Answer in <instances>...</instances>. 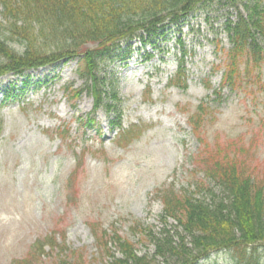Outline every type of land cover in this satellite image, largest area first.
<instances>
[{"label": "rangeland", "instance_id": "rangeland-1", "mask_svg": "<svg viewBox=\"0 0 264 264\" xmlns=\"http://www.w3.org/2000/svg\"><path fill=\"white\" fill-rule=\"evenodd\" d=\"M239 12L246 13L242 0L230 6L209 0L180 21L163 25L162 34L123 43V52L127 46L131 52L104 63L107 95L94 114L91 94L75 98L73 106L66 92L68 86L84 87L77 59L32 71L23 94L8 100L3 89L11 81L20 87L21 80L0 77V264L29 257L35 241L51 233L58 241L65 238L68 247L59 258L79 253L85 264H110L98 250L94 229L100 234L116 230L137 253L153 258L152 264H177L159 256L155 242L132 227L140 221L158 235L169 230L174 241L183 235L172 218L167 225L160 221L163 204L157 192L197 189L201 181V171L192 173L190 158L203 145L189 122L200 104L208 112L200 130L221 147L244 135L248 145V132L254 134L257 155L243 158L264 181V67L245 58L235 86H221L231 46L226 20H235ZM182 50L187 52L185 78H176V84L172 79ZM86 118H93L92 127L81 123ZM131 125L141 133L120 145V127ZM65 126L69 132L61 133ZM203 183L196 196L207 203L228 201L222 187ZM56 253L52 259L44 255L39 264L59 262ZM258 254L264 264V246ZM198 264H234L233 253L213 252Z\"/></svg>", "mask_w": 264, "mask_h": 264}, {"label": "trees", "instance_id": "trees-1", "mask_svg": "<svg viewBox=\"0 0 264 264\" xmlns=\"http://www.w3.org/2000/svg\"><path fill=\"white\" fill-rule=\"evenodd\" d=\"M206 1L209 0H0V77L8 74L23 77L22 86L16 89L12 82L11 87L5 88V99L23 94L30 82V70L77 59V72L85 81L84 87L74 90L68 86L66 92L71 94L72 105L75 98L91 94L94 114L103 106L107 95L101 70L108 60L119 59L127 53L128 48L122 50V41L143 37V32L155 36L161 33L162 25L180 21ZM217 1L230 6L236 0ZM242 2L246 13L239 12L235 20L230 17L226 20L231 46L226 52L222 86H235L240 62L245 58H251L256 68L264 67V0ZM13 44L23 51L15 49ZM186 55L182 50L179 69L172 79L176 84L180 77L185 78L182 70ZM261 76L260 72L258 81ZM38 82L41 83L37 79ZM260 86L264 90V81ZM104 106L110 110L109 104ZM207 113L200 104L198 113L189 116L191 132L203 145L190 158L191 161L194 158L192 173L201 171L202 174L201 181L195 183L197 189L164 187L157 192L163 204L160 221L167 225L166 219L172 218L183 235L174 241L171 231L158 235L140 221L133 224L132 231L154 241L156 253L174 259L177 264H198L210 258L213 252L222 251L233 253L234 264H262L258 252L264 246V181L245 166L243 158L250 153L257 155L254 134L248 132V145L244 135L229 139L225 147H221L200 130L205 125L201 122L208 121ZM81 123L92 127L94 120L86 118ZM62 130L61 133L69 132L66 126ZM139 132L138 125L120 127L119 144L126 146ZM204 180L222 187L228 201L207 203L196 196ZM107 231L100 234L94 229L98 250L111 260L110 264L153 263V258L137 253L134 244L116 230ZM33 247L29 257L11 264H39L44 255L52 259L53 251L58 252V258L68 252L65 238L58 241L55 233L38 239ZM72 256L68 260L59 258L55 264H85L82 254Z\"/></svg>", "mask_w": 264, "mask_h": 264}]
</instances>
